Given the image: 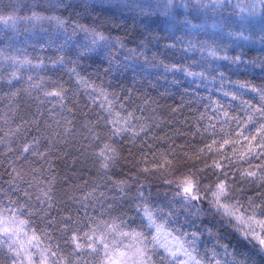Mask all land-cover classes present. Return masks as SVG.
Instances as JSON below:
<instances>
[{
	"label": "trees",
	"instance_id": "1",
	"mask_svg": "<svg viewBox=\"0 0 264 264\" xmlns=\"http://www.w3.org/2000/svg\"><path fill=\"white\" fill-rule=\"evenodd\" d=\"M71 2L72 0H65V3ZM174 10V18L160 13L146 15L139 10L130 11L116 6L97 8L89 15L79 8L57 7L56 0H0V17L14 15L19 18L14 26L12 21L8 24L0 23V196L7 200V204L9 199L18 204L27 201L37 213L33 217L36 227L46 229L52 236L51 242L58 243L65 249L64 255H68L71 248L65 246L62 238L64 234L59 227L62 218L69 215L87 223L86 217L96 216L99 219L102 218L100 214L103 212V218L119 217L128 223L129 229L140 230L137 226L141 221L134 210L137 205L135 197L138 187L144 186L142 190L152 206L172 194L169 191L166 196L169 186L163 184L158 172L148 175L142 171L145 159L150 162L154 159L156 162H162L161 153L168 155L179 172H196L204 169L205 164L211 165L216 160L228 166L230 177L235 174V199L244 205H247L249 197H253L256 203L264 199V181L259 178L264 169L256 168L261 161L251 158L249 165L246 160L239 158L242 152L247 151V142L225 145L219 150V154L213 152L205 155L200 152L212 139L218 141L217 148L224 139H237L234 135L235 123L225 124L221 131L224 117L221 115L217 119L214 106L207 99H219L220 93L209 92L207 88L195 91L190 89L185 93L184 88L189 87L187 81L180 86L169 85L164 80L157 81L155 76L158 73L155 69H150L153 73L151 78L144 74L134 75L131 70L121 76L106 73V61L101 63L99 59H85L79 61L77 71L82 76L90 77L97 86L104 87L114 94L110 95L109 99L116 101L117 110L121 102L126 104L129 111L135 109V114L143 118L142 122L148 128L146 133H141L134 140L129 133L123 138H113V141H110L117 149V160L107 174H104L94 153L103 147L106 137L93 141L92 133L88 130L92 128L93 133L103 131L93 123L103 98L100 97L98 103L89 106L87 93L82 86L76 84L75 78L69 72L75 65H53V60L60 55H65L66 59L76 57L72 52L65 50L61 53L55 46L48 45L49 36L59 37L57 44L63 39L51 22L23 19L38 13L41 16H59L69 24L75 20L89 26H94V23L102 24L101 30L106 35L119 37L127 47H136L138 53L143 52V55L137 57L141 64L145 57L169 64L183 63L185 60L191 62L195 59L201 60L206 67L209 62L207 52L199 51V42H204L206 48L219 45L220 55L235 57L242 54L244 61L253 62L252 67L241 64L238 67L233 66L230 71L222 69L232 81L249 82L257 87H264V69L261 67L264 64V32L260 27H245V35L248 37L246 43L231 41L226 44L223 35L214 34L212 37L213 31L210 28L208 34L199 30L190 33V25L184 24L185 18L190 21V10L186 8L178 11L177 7ZM77 12H80L79 17ZM129 20H133L138 26L127 22ZM201 20V24L211 25L207 18L201 17ZM120 21L123 23L120 24ZM79 37L83 39V33H80ZM178 40L180 42L176 43ZM189 41L197 42L196 51H186ZM173 43H176L175 48L167 47ZM111 54L121 60L125 56V52L118 49H112ZM10 58H14L16 63ZM25 59L30 63H20ZM194 70L199 71L200 67L194 66ZM13 72H16L17 79H12ZM53 82L63 83L70 91L64 101L65 107L62 108L56 103L54 111L50 112L52 104L47 100L52 99L53 103L55 100L45 98L43 92L52 90L55 86ZM215 87L216 84H213V88ZM226 88L235 90L234 85H226ZM253 95L247 92L244 98L250 99ZM224 102L228 103V98H224ZM233 114L247 118L243 111ZM211 125H215V129ZM17 127L19 131H15ZM205 128L208 132L204 131ZM9 129L13 132L9 133ZM136 130L138 131L139 127ZM213 131L215 136L210 135ZM6 133L9 134L5 135ZM24 144H32V151L44 155H32L29 152L21 156ZM152 153L156 154L155 158ZM229 161L232 163L229 164ZM245 169L256 171L257 177L241 180L240 173ZM17 173L31 181L32 187L16 178ZM165 175L169 179L174 178L167 173ZM253 180L254 182L249 183ZM119 181H127L126 185H122L123 193L114 183ZM11 184L19 185L22 192H11ZM34 187L39 188L40 196L29 194ZM139 203L142 207L143 201ZM202 206L205 209L209 207L206 201ZM176 207L180 217L179 224L169 227L183 225L189 231L199 229L203 233L198 242L200 256L210 259L215 250L218 253L215 260L221 261V264L233 260L239 264L245 258L247 264H264V254L257 251L259 245L254 248L243 239V233L237 230L235 220L229 224L226 218L208 212L203 216L189 217V220H194V227L192 223H185L184 217L188 213L180 208L179 204ZM167 211L165 208V212ZM47 221H51V224ZM243 228L244 226L240 225V229ZM253 244L256 242L253 241ZM225 246L229 253L235 250L237 255L225 256ZM6 251H0V261L10 264L4 255ZM85 258L86 254L81 258L80 264H84ZM215 260L212 264H215Z\"/></svg>",
	"mask_w": 264,
	"mask_h": 264
},
{
	"label": "snow or ice",
	"instance_id": "2",
	"mask_svg": "<svg viewBox=\"0 0 264 264\" xmlns=\"http://www.w3.org/2000/svg\"><path fill=\"white\" fill-rule=\"evenodd\" d=\"M211 3L213 6H222L224 0H211ZM257 3L262 6L260 10L261 31L264 32V0H253L248 14H257ZM56 6L79 8L89 15L97 8L104 9L116 6L127 8L130 11L139 10L146 15L160 13L173 17V9L179 5L175 3V0H155V2L153 0H144V2L141 0H72L71 3H65V0H56ZM77 16H80V12H77ZM17 19L19 18L14 15L0 17V23L8 24L9 21H12L14 26ZM23 19L51 22L56 32L63 39L57 44L56 40L59 37L49 36L48 45L55 46L57 51L61 53L65 50L72 52L76 57L75 59H66L65 55H60L53 60V65L55 67H63L66 63L75 65L69 69V72L75 78L76 84L82 86L87 93L90 101L89 106L95 105L98 97L103 98L93 121L94 125L101 127L103 131L93 133L92 128L88 130L89 133H92L93 141H99L106 137L103 147L94 153L104 174H107L109 168L117 160V149L113 147L110 141H113V138H123L129 133L134 140L141 133H146L148 128L142 122L143 118L135 114V109L129 111L126 104L121 102L117 110L116 101L109 99V96L114 94L109 93L104 87L97 86L90 77L82 76L77 71L79 61L85 59L93 61L99 59L101 63L106 61L108 67L105 72L121 76L131 70L134 75L144 74L151 78L153 73L150 69H155L158 73L155 76L157 81L164 80L169 85L176 86L187 81L189 87L184 88L185 93L190 89L195 91L200 88H207L209 92L220 93L221 98L219 99L211 97H207V99L214 106L217 119L221 115L224 117L221 123V131H223L225 124L234 122L236 125L234 135L237 139H224L223 143L219 144V148L216 147L218 141L212 139L211 143L206 144L200 152L205 155L213 152L219 154V150L223 149L225 145L244 141L247 142V151L242 152L239 158L246 160L249 165H251V158L259 159L261 163L256 165V168L264 169V87H257L249 82L232 81L222 70L230 71L233 66L238 67L241 64L248 67L254 66L253 62L244 61L242 54L235 57L227 54L220 55L219 45L206 48L204 42H199V51L207 52L209 62L206 67L201 60L195 59L191 62L185 60L183 63L169 64L163 61L155 62L154 58L145 57L141 64L137 57L143 55V52L138 53L136 47H127L126 43L119 37L106 35L101 30L102 24L96 25L94 23V26H89L79 23L78 20L69 24L59 16H41L38 13H33L32 16ZM245 19V17H241V29L245 26L243 23ZM232 23L234 22L231 17L224 18L223 24L213 23L212 25L207 23L193 25L187 18L184 20L185 25H190V33L198 29L205 34H208L209 28L219 30L224 26L230 27ZM80 33H83V39H80ZM228 35L244 40L248 39L247 36H244L243 31L239 33L229 32ZM179 42L178 40L176 43ZM176 43L167 47L175 48ZM197 47V42L189 41L186 51H196ZM112 49L123 50L125 52L123 60L112 55ZM10 59L16 63L14 58ZM221 61L227 63H221ZM20 63L28 64L30 61L25 59ZM194 66H199L200 70H194ZM261 67L264 69V64ZM169 75H171V79H169ZM11 76L12 79H17L16 72H13ZM53 83L55 86L52 90L43 92L45 98H54L55 100V103L52 99L47 100L48 103L52 104L50 112L54 111L56 103H59L62 108L65 107L64 101L70 91L64 87L63 83ZM213 84H216L215 88H213ZM226 85H234L235 90L226 88ZM32 87H37V85H32ZM247 92L254 94L252 98H244ZM129 98L125 97V99ZM224 98H228V103L224 102ZM201 99H205V97H201ZM233 101L238 103L234 104ZM241 111L246 114V119L233 114ZM57 123L59 122L57 121ZM137 127H139L138 131L136 130ZM211 127L215 129V125H211ZM15 131H19V127ZM204 131L208 132V129L205 128ZM12 132L13 130L9 129V133ZM210 135L215 136V131L211 132ZM29 152L32 155H44V153L32 151V144H24L20 155L24 156L25 153ZM152 155L155 158L156 154L152 153ZM161 161L156 162L154 159L150 162L145 159L143 161L145 166L142 171L148 175L158 172L163 184L169 186L166 189V196L169 191L172 194L166 200L152 206L142 190L144 186L138 187L135 199L137 201L136 212L141 218V224L137 226L140 230L137 228L129 229L128 223L119 217L103 218V212L100 214L102 218L99 219L96 216L86 217L87 223L73 219L69 215L62 218L59 227V230L64 234L62 238L65 246L71 248V252L64 255L65 249H62L60 244L51 242V234L46 229L36 227L33 217L37 213L32 206L27 201L18 204L15 200L9 199L7 205L0 201V251L7 250L4 255L10 264H80L81 258L85 257V254L84 264H206V262L212 264L218 253L213 250L210 259L206 256H200L198 242L203 233L199 229L189 231L183 225L169 227V225L179 224L180 217L176 207L179 204V207L188 213L184 217L185 223H192L194 227V220H189V217L203 216L208 212L226 218V222L229 224L235 220L237 230L243 233V239L252 244L254 248L258 244L257 251L264 254V199L256 203L253 197H249L247 205L235 199L233 195L234 186H236L235 174L233 177L228 175L227 165L214 160L211 165L205 164L204 169L196 172H179V169L175 168L173 161L165 153H161ZM231 163L229 161V164ZM149 164H151L150 167ZM165 173L174 178H167ZM246 177L255 178L257 172L245 169L240 173V179L243 180ZM16 178L32 187V182L26 180L20 173H17ZM259 178L260 181H264V173ZM205 180L208 182L204 183ZM252 182L254 180L249 181V183ZM114 183L123 193L124 187L122 185H126L127 181ZM140 201H143L142 207ZM205 201L209 205L207 209L202 206ZM110 207L111 205H109ZM165 208L168 209L167 212H165ZM47 223L51 224V221H47ZM240 225H243L244 228L240 229ZM209 234H211V229H209ZM253 241L256 244H253ZM223 254L233 257L237 255L235 250L229 253L227 246H225ZM0 264H3V261H0ZM215 264H221V261L215 260ZM223 264H237V262L235 260L224 261ZM239 264H247V258Z\"/></svg>",
	"mask_w": 264,
	"mask_h": 264
},
{
	"label": "rangeland",
	"instance_id": "3",
	"mask_svg": "<svg viewBox=\"0 0 264 264\" xmlns=\"http://www.w3.org/2000/svg\"><path fill=\"white\" fill-rule=\"evenodd\" d=\"M179 6L177 7L178 11L182 9L188 8L190 10V21L193 22V25L201 24L200 21L201 17H205L211 23L223 24L224 18L231 17V20L234 22L231 26H224L219 30H214L210 28L213 32L212 37L215 35H221L223 33L224 41L226 44H229L231 41L234 43H238V41H242L246 43V40L229 36V32L239 33V31H243L245 35V27L256 29L258 27L262 28V17L260 15V10L262 6L257 3V14L256 15H249L248 12L252 7L253 0H224L222 6H213L211 0H175ZM175 10L173 9V13ZM114 15V14H113ZM241 17H245L246 19L243 21L244 28L241 29ZM132 23L133 25L138 24L133 20L127 21ZM123 23L120 21V24ZM261 30V29H260ZM198 31L197 30H194ZM222 36V35H221ZM208 59V57H207ZM98 100V98H97ZM140 217V216H139ZM162 251V250H161Z\"/></svg>",
	"mask_w": 264,
	"mask_h": 264
}]
</instances>
